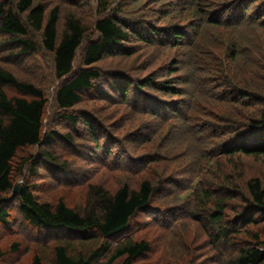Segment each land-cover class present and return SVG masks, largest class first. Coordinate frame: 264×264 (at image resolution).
I'll use <instances>...</instances> for the list:
<instances>
[{
  "label": "trees",
  "instance_id": "obj_1",
  "mask_svg": "<svg viewBox=\"0 0 264 264\" xmlns=\"http://www.w3.org/2000/svg\"><path fill=\"white\" fill-rule=\"evenodd\" d=\"M65 1L72 5L69 8H73L72 11L64 13L62 3L51 4L46 9L42 2L36 0H0V35L3 36L0 51L8 52L4 59L24 62L42 48L51 54L54 77L53 81L38 85L20 79L14 70L0 63V223H10L13 216L10 206L15 204L17 214L26 225L38 233L50 235L44 239L51 241L42 243L50 247L48 264H116L121 260L124 264H156L140 260L151 247L148 240L128 236L113 245V239L128 231L132 219L139 212L146 213L147 218L154 217L159 224L166 226L172 211L152 210V199L159 187L150 178L141 179L135 187L124 182L114 191L97 183V175L106 170L120 169L139 174L147 161L132 155L128 142L122 145L119 136L109 132L110 124L100 123L98 116L87 110L85 99L91 100L87 98L91 94L106 105L123 104L130 112L149 114L153 125L158 128V136L166 134L167 138L176 140L185 138L190 147H196L199 159L210 161L218 156L221 161L218 169H207L206 172L216 170L212 179L226 182L228 175L224 171L229 165H224H231L235 154L257 159L264 157V85L251 78L248 82L245 78L247 85L238 78L245 73L234 65L238 62L235 60H241L245 54H254L257 37L243 41L235 35L223 44L215 37L214 30L237 34L238 29H261L264 34V0H225L212 6L202 0H185L183 12L195 19L188 25H183L185 18L179 19L174 29L168 27L162 31L150 25L147 19L127 24L118 16V11L122 9L120 5L118 11H108V0H98L97 3L104 8L95 10L97 17L91 24L84 9L88 0ZM159 32L172 34L174 38H182L184 33L191 32V39L179 44L182 48L187 47L189 53L191 49L198 48L200 42L215 37L213 43H220L229 55L221 61L215 46L206 50L200 48L203 52L196 58L183 54L184 58L164 65L161 77L151 74L140 80L129 72L102 68V61L107 57L134 54L132 42L141 40L134 36H142L146 42L149 39L155 42ZM244 60L251 61V58ZM180 70L184 74L171 78V73ZM255 70L253 73H256ZM209 74L217 76L221 84L229 87L224 90L222 101H238L244 107L250 99H258L255 102L257 107L251 109L250 115L243 116L231 106L228 114L214 118L221 123L217 128L209 120L206 122L201 118L204 111L200 89H206L204 80L209 78ZM163 77H166L163 82L157 80ZM177 81L189 83V88L182 87L178 91L171 85ZM7 86L17 89L19 94L9 95L4 90ZM51 88L52 100L49 103L46 94ZM153 90L181 98L168 101ZM50 104L51 110H48ZM255 104L250 103L252 107ZM173 121L169 126L168 122ZM166 128L173 132H163ZM156 135V131L152 130L139 140L148 141ZM31 147H35L37 154L29 155L24 162H20L23 163L21 168L28 165L31 174L48 169V174H51L47 182L49 185L56 183V175L62 172L66 175V188H72L76 182L88 187L87 203L82 209L69 206L62 198L55 203L42 201L29 184L22 186L20 194H14L15 176L21 169L15 168L14 160L19 151ZM60 148L75 153L76 150L87 151V154L76 153L84 165H73L70 158L73 153L65 157L67 151ZM227 156L230 157L225 159ZM202 184L203 180L195 186L196 202L206 196ZM247 185L252 202L264 207L262 179H250ZM210 192L208 190V194ZM223 204L221 199L216 204V212L210 215L199 212L197 204L195 208L187 209L188 215L197 223L208 217L218 222L217 231L211 234V238L222 245L230 244L233 234L240 231V225L257 222L254 213H248L246 218L241 217L235 223H228L233 224L228 226ZM252 238L257 244H264L259 232L254 233ZM252 243L247 242L236 249L237 255L230 257L227 263L264 264V251L250 246ZM18 246L15 243L13 248ZM6 255V250L0 247V263ZM37 257L40 258V255L37 254Z\"/></svg>",
  "mask_w": 264,
  "mask_h": 264
},
{
  "label": "rangeland",
  "instance_id": "obj_2",
  "mask_svg": "<svg viewBox=\"0 0 264 264\" xmlns=\"http://www.w3.org/2000/svg\"><path fill=\"white\" fill-rule=\"evenodd\" d=\"M37 1L42 2V5L46 9L51 4L54 5L56 3H62L64 13L73 9H69L72 5L68 4L65 0ZM108 1L110 3L107 7L108 11L114 13L118 11L117 9L122 8L118 11V16L127 24L133 25V22H141L147 19L150 25L162 31L168 27H173L174 29L178 25L179 19L185 18L183 25H188L195 19L194 16H189L183 12L185 0ZM202 1L206 5L212 6L214 4H222L225 0ZM97 2L98 0H88L86 5L82 4L84 5V9L87 10V20L91 24L94 23L93 20L97 17L96 13H94L95 10H102L104 8ZM90 28L94 29L92 26ZM214 31L215 37L219 38V42L223 44H226L235 35L243 41L257 37L254 54H245L246 57L242 56L241 60L236 59L235 61L240 63L236 62L234 65H237L245 73L244 75H239L238 78L243 82L245 81L247 85L248 83L245 78L248 82L251 78L254 82H262V85H264L263 31L261 29L252 31L248 28L238 29L237 31L239 32L237 34L221 29H215ZM2 37L0 35V41ZM134 37L141 39L137 40L136 43L132 42L134 54L127 57H107L102 61V68L117 70L120 73H132L140 80L146 75L150 76L151 74H158L157 77H159L164 70V65H168L172 60L184 58L183 54H190L192 55L191 58H196L203 52L201 49L206 50L209 46H215L220 54L219 58L221 61L225 60L224 56L229 55L228 52H224V48H221L220 43H213L215 37H211L203 43L200 42L199 49L193 48L189 53L187 47L182 48L179 44L183 40H190L192 37L191 32L184 33L182 38H174L172 34L168 35L165 32H159L155 42L150 39L146 42L142 36ZM5 53L8 52L0 51V63L14 70L20 79L29 80L38 85L54 80L51 54L44 49L40 48L33 57L24 62H21L20 59L16 62L12 59L5 60ZM247 57L251 58V61H245L244 59ZM145 64L149 67L145 66ZM257 66L258 68H255ZM139 69L141 71H138ZM254 69H256V73H253ZM182 74H184V71L180 70V72L171 73L170 75L172 78L173 76ZM167 77L170 76L167 75ZM157 80L163 82V80H166V77L157 78ZM204 84L206 89H200L203 93L200 99L201 108L204 111L201 118L205 119L206 122L209 120L211 124H214L215 128L221 126V123L217 122L214 118L228 114L227 111L231 106L235 108V112L243 116L250 115L251 109L257 107L255 102H258V99L249 100L251 104H255L253 107L250 103L247 106L241 107L238 101H222L224 90H228L229 87L221 84L215 75L209 74V78L204 80ZM171 85L177 88L178 91H181L182 87L189 88L190 84L177 81ZM4 90L11 96L19 94L17 89L10 86L4 87ZM52 91L53 89L51 88L46 94L49 103L52 100ZM153 92L160 98L168 101H175L181 98L179 96L164 94L158 90H153ZM90 95L87 98L91 100L85 99L88 109L86 105L85 108L98 116L100 123L104 125L110 124L109 127L111 129L109 132H112L115 136H119V141L122 145L128 142L131 148L129 151L132 155H137L147 161L139 174L120 169L106 170L102 174L97 175L95 179L97 183L110 191H114L121 187L124 182H129L132 187H135L141 179L150 178L159 187L155 197L152 199V210L172 211V213H169L171 216L168 218L166 226L159 224L154 217L147 218L146 213L139 212L132 219L128 231L113 239V245L128 236L133 239H146L150 242L151 247L140 260L156 264H228V259L237 255L236 249L246 245L247 242H253L250 246L254 245L258 250L264 251V244H257L252 238L254 233L259 232L261 240H264V207L257 206L252 202L249 185H247L248 180L260 178L264 187V157L257 159L244 154H235L230 162L232 164L226 163L224 165V167L229 165L228 170L224 171V174L228 175L227 181L219 180V178L215 181L212 178L216 170L212 172H206V170L218 169V164L221 163L218 156L211 158L210 161L199 159L200 157L196 156L198 150L195 149L196 147H190L191 145L189 146L185 138L176 140L173 137L167 138L166 134L158 136V128L156 125H153L154 121L152 116H148L149 114L130 112L123 104L115 106L106 105ZM48 110H51V104ZM173 123L174 121L168 122V125L170 126ZM56 128L58 127L56 126ZM148 128L152 129L148 131ZM152 130L156 131L157 135L155 137L148 141L139 140L143 136L146 137ZM143 132L146 133L144 134ZM163 132L171 133L173 130L168 131L166 128ZM60 149L67 151L64 148ZM71 153H73L70 157L73 160V165H84L83 160L76 153L87 154V151L76 150L75 153L68 150L65 157H68ZM32 154H37L35 147L19 151L14 160L15 168H21L23 163L20 162H24ZM229 157L227 156L225 159ZM45 163L48 164L49 162ZM234 166L236 169H234ZM77 168L79 167L77 166ZM48 172V169H41L40 173L31 174L28 165H25V167L17 171L15 182H21L22 186L24 184L32 186L34 193L42 201L55 203L58 199L62 198L71 207L82 209L86 205L89 192L88 187L76 182L72 188H66V175L62 172H58L56 175V183L49 185L47 182H49L48 179L51 177V174H48ZM201 180H203L202 185L204 186L206 196L196 202L195 196L197 192L195 193L194 190H196L195 186L197 182ZM208 190L211 191L209 194ZM221 199L224 200L222 209L225 220H228V226L233 225L228 223H235L241 217L246 218L249 215L248 213H254L255 219H257L255 223L248 222L247 226L244 224L240 225V231L233 234L230 244L224 245L217 244L211 238V234L217 231L218 222L208 217L202 218L197 223L187 212L188 208H195V204H197L199 212L204 215H210L216 212L215 210L218 208L216 204ZM10 209L13 213L10 223H0V247L4 248L7 252V255L0 264H48L49 258L51 259L49 255L50 251L48 250L50 247L45 246L46 244L42 245V243L51 241L50 239H44V237L48 238L50 235L38 233L26 225L17 214L15 204H12ZM180 211L185 212L186 215H182ZM51 233L53 234L54 232L52 231ZM15 243L20 245L17 249L13 248ZM37 254L40 255V258L37 257ZM107 257L108 255L103 260H106ZM36 258L38 259L37 262ZM39 260L42 262L39 263ZM116 264H124V261H118Z\"/></svg>",
  "mask_w": 264,
  "mask_h": 264
},
{
  "label": "water",
  "instance_id": "obj_3",
  "mask_svg": "<svg viewBox=\"0 0 264 264\" xmlns=\"http://www.w3.org/2000/svg\"><path fill=\"white\" fill-rule=\"evenodd\" d=\"M21 188H22L21 182H17L13 189L14 194H20Z\"/></svg>",
  "mask_w": 264,
  "mask_h": 264
}]
</instances>
